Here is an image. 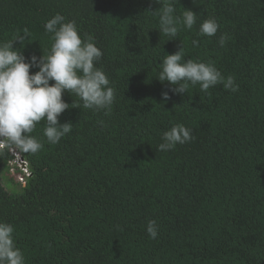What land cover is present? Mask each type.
I'll list each match as a JSON object with an SVG mask.
<instances>
[{
    "label": "trees",
    "instance_id": "obj_1",
    "mask_svg": "<svg viewBox=\"0 0 264 264\" xmlns=\"http://www.w3.org/2000/svg\"><path fill=\"white\" fill-rule=\"evenodd\" d=\"M159 7L155 0H0V41L27 29L25 56L42 55L53 43L46 22L57 13L74 19L102 49L97 66L115 91L110 114L64 92L80 105L59 118L73 129L50 144L45 122L36 125L31 135L43 147L21 153L30 172L24 183L10 173L14 157L0 149V221L14 225L26 264H264V0H175L177 15L185 7L199 16L172 40L156 29ZM208 17L219 24L211 37L199 35ZM180 47L185 60L212 61L234 76L238 90L189 85L164 101L171 86L156 77ZM180 123L193 139L158 152L163 133ZM6 172L20 191L7 188Z\"/></svg>",
    "mask_w": 264,
    "mask_h": 264
},
{
    "label": "clouds",
    "instance_id": "obj_2",
    "mask_svg": "<svg viewBox=\"0 0 264 264\" xmlns=\"http://www.w3.org/2000/svg\"><path fill=\"white\" fill-rule=\"evenodd\" d=\"M155 2L161 5L157 11L159 27L156 29L168 40L175 39L181 28L190 30L197 23L199 14L193 9L184 7L177 15L175 0ZM44 27L52 34L53 43L47 53L42 49V55L25 56L27 29L11 40L0 41V149L7 148L13 157L12 152L22 156L21 153L35 154L41 150L42 142L31 133L42 121L46 124L43 134L50 144L59 143L72 131L73 123H61L59 118L65 110L80 108V105L75 100L69 104L63 98L64 92L79 97L84 109L104 110L105 114H110L115 101L108 74L97 66L103 52L95 37L82 34L76 20H68L60 13L50 18ZM218 29L216 18L208 17L200 23L199 35L211 37ZM227 38V34L221 35L219 43L224 45ZM16 43L19 47L14 46ZM192 43L198 46L199 40ZM32 68L38 71L31 72ZM156 78L171 86L162 91L164 101L171 99L170 93L183 95L189 85L198 84L201 92H208L217 84H223L232 92L239 88L235 77H225L212 61L185 60L183 47L167 54ZM192 139L190 128L182 123L175 124L163 133L162 142L156 149L158 152L170 151ZM14 232L12 223L0 221V264H26L23 251L16 245ZM147 232L150 238L157 237L155 220L148 222Z\"/></svg>",
    "mask_w": 264,
    "mask_h": 264
},
{
    "label": "built area",
    "instance_id": "obj_3",
    "mask_svg": "<svg viewBox=\"0 0 264 264\" xmlns=\"http://www.w3.org/2000/svg\"><path fill=\"white\" fill-rule=\"evenodd\" d=\"M14 159L10 161L11 174L16 175L21 182L25 181L26 176H30V172L26 166V163L20 153H13ZM23 170L22 172H19Z\"/></svg>",
    "mask_w": 264,
    "mask_h": 264
},
{
    "label": "rangeland",
    "instance_id": "obj_4",
    "mask_svg": "<svg viewBox=\"0 0 264 264\" xmlns=\"http://www.w3.org/2000/svg\"><path fill=\"white\" fill-rule=\"evenodd\" d=\"M10 178H12V177L9 175V173L6 172L4 174V183L7 186V188L10 191H13V192L20 191L21 190V186L19 185V183L13 182Z\"/></svg>",
    "mask_w": 264,
    "mask_h": 264
}]
</instances>
